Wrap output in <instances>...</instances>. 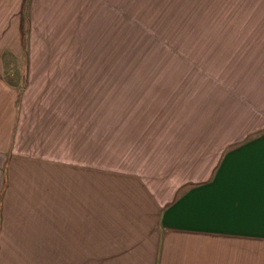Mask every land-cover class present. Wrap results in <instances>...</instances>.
I'll return each instance as SVG.
<instances>
[{
    "label": "rangeland",
    "instance_id": "obj_1",
    "mask_svg": "<svg viewBox=\"0 0 264 264\" xmlns=\"http://www.w3.org/2000/svg\"><path fill=\"white\" fill-rule=\"evenodd\" d=\"M0 56L22 151L180 189L264 128V0H0Z\"/></svg>",
    "mask_w": 264,
    "mask_h": 264
},
{
    "label": "crops",
    "instance_id": "obj_2",
    "mask_svg": "<svg viewBox=\"0 0 264 264\" xmlns=\"http://www.w3.org/2000/svg\"><path fill=\"white\" fill-rule=\"evenodd\" d=\"M2 59L0 264H264V128L218 148L206 176L180 189L140 170L22 151L18 89Z\"/></svg>",
    "mask_w": 264,
    "mask_h": 264
}]
</instances>
